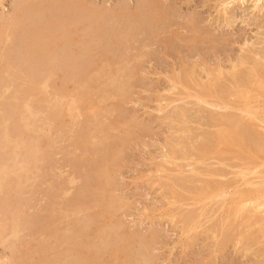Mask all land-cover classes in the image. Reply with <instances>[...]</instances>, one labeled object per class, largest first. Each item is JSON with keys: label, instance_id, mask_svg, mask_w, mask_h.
Segmentation results:
<instances>
[{"label": "rangeland", "instance_id": "obj_1", "mask_svg": "<svg viewBox=\"0 0 264 264\" xmlns=\"http://www.w3.org/2000/svg\"><path fill=\"white\" fill-rule=\"evenodd\" d=\"M0 54V264H264V0H0Z\"/></svg>", "mask_w": 264, "mask_h": 264}, {"label": "bare ground", "instance_id": "obj_2", "mask_svg": "<svg viewBox=\"0 0 264 264\" xmlns=\"http://www.w3.org/2000/svg\"><path fill=\"white\" fill-rule=\"evenodd\" d=\"M8 24V23H7ZM10 24V23H9ZM11 25V24H10ZM8 27V26H7ZM10 27L11 26H9V28H7V31L10 29ZM41 28V27H40ZM37 30V29H36ZM9 31H11V30H9ZM9 31H8V33L7 34H10L9 33ZM33 31V30H32ZM35 33H36V31H35ZM6 34V35H7ZM37 34H39V33H37ZM31 35H32V33H31ZM10 36V35H9ZM9 36H8V38H9ZM70 36V35H69ZM7 37V36H6ZM42 37V36H41ZM36 39H37V37H36ZM70 39V38H69ZM8 40V39H7ZM39 40H40V38H39ZM33 41H35V40H33ZM39 42V41H38ZM137 45V44H136ZM4 51V50H3ZM1 55V54H0ZM260 66H259V64L258 63H256L255 64V66H253V69H252V71H251V73L253 72L254 74H260V75H258V76H262V77H264V71H263V69L264 68H262V70H261V68H259ZM250 73V76H252L253 75V73L251 74ZM256 76V75H255ZM212 86V85H211ZM240 91L242 92V90L240 89ZM240 93V92H239ZM235 123V124H234ZM233 125H231L229 128H226V127H224V129H221V130H219V131H216L214 134H213V137L215 138V139H219L221 142H222V140L223 141H225V143H229V144H231V140H236L237 142H238V145L240 146V145H242V146H245L246 144H247V142L249 143H251V141H249V140H247L246 139V141H245V138H243V134H242V130L241 129H243V127L241 128V126H242V124H241V122L238 120V121H236V122H233L232 123ZM30 126H26V128H25V130H26V133H28L29 132V134H30V131L32 132V130H31V128H29ZM28 134V135H29ZM256 134H259V133H256ZM256 136V137H255ZM255 139H257V140H255V139H253V140H255V142L252 140V142H253V145L254 146H252V147H254V148H257L258 147V142L260 143V139H262L261 140V144L262 145H264L263 143H262V141H263V138H261L260 136H257V135H255L254 134V136H253ZM5 140H6V138H5ZM6 142L7 143H9V142H11V141H9L8 139L6 140ZM256 145V146H255ZM17 146L18 147H23V146H25V141H22V142H19V143H17ZM242 146H240V147H242ZM259 149H262V148H260L259 147ZM263 150H264V148L262 149V152H263ZM253 151V150H252ZM255 151H257V150H255ZM255 151H253V152H255ZM264 154V153H263ZM12 159V162H11V164H8L7 165V163H5L6 165H4V166H2L1 167V169H0V176H2V177H9V176H12L13 174L12 173H16V172H20L21 171V169L22 170H24L23 168H25L26 167V164H24V163H20V161H18V159H16V157H14V158H11ZM18 161V162H17ZM24 162V161H23ZM105 162H107V161H105ZM26 163V162H25ZM108 163V162H107ZM103 166H104V164H103ZM105 167H107V165L105 166ZM20 169V170H19ZM19 170V171H18ZM25 171V170H24ZM22 172V171H21ZM18 174H20V173H18ZM17 175V174H16ZM15 175V176H16ZM10 178V177H9ZM13 179V178H12ZM7 181H8V178L6 179ZM264 180V179H263ZM263 180H262V182H263ZM3 181V182H2ZM68 182H69V180H68ZM70 182L72 183V179L70 180ZM2 183H4V179H1L0 178V192H1V190H2V187H3V184ZM214 187H216L215 185H214ZM217 188V187H216ZM218 195V194H217ZM220 197V196H219ZM13 217V216H12ZM7 218V217H6ZM3 220H4V217H3ZM13 222H15V221H13ZM13 222H11V223H8V220H7V223H6V221L4 222L3 221V223H5V225L2 223V222H0V229H2V230H0V231H4L5 230V228H4V226H6L7 224L8 225H10V226H12V225H14L13 224ZM18 222V221H17ZM16 222V223H17ZM2 223V224H1ZM19 223V222H18ZM17 223V224H18ZM7 225V226H8ZM13 227H15L14 229H17L18 228V225H16L15 224V226H13ZM7 228H9V226L7 227ZM19 229H20V227L18 228V231H19ZM0 233V243H4V242H7V241H9V240H7V239H9L8 237L7 238H5V237H3V233ZM15 232V231H14ZM11 233H13L12 232V230H11ZM12 237L15 235H18V234H10ZM10 236V237H11ZM15 236H14V238H15ZM13 238V239H14ZM10 242V241H9ZM28 248V247H27ZM16 248H14L13 249V251L15 250ZM18 251H19V249H17ZM20 250H22V249H20ZM25 251H26V249H25ZM29 252H30V249L28 250ZM27 251V252H28ZM28 252V253H29ZM12 253V252H11ZM24 253V252H23ZM13 254H15V253H13ZM30 254H31V252H30ZM23 255H25V256H28V259H29V255H27V254H23ZM22 255V256H23ZM18 256H20V255H18ZM21 256V260L22 259H24L25 258V256H23L22 257ZM31 256V255H30ZM87 258V257H86ZM85 258V259H86ZM25 259H27V258H25ZM91 259V258H90ZM86 261H87V259H86ZM91 262V261H90ZM25 263V262H24ZM92 264V263H91ZM109 264V263H108Z\"/></svg>", "mask_w": 264, "mask_h": 264}]
</instances>
